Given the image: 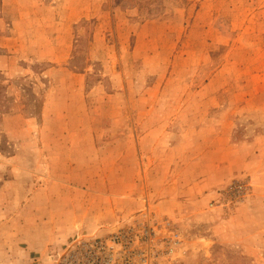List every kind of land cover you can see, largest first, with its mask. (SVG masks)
<instances>
[{
	"label": "rangeland",
	"instance_id": "obj_1",
	"mask_svg": "<svg viewBox=\"0 0 264 264\" xmlns=\"http://www.w3.org/2000/svg\"><path fill=\"white\" fill-rule=\"evenodd\" d=\"M0 264H264V0H0Z\"/></svg>",
	"mask_w": 264,
	"mask_h": 264
},
{
	"label": "crops",
	"instance_id": "obj_2",
	"mask_svg": "<svg viewBox=\"0 0 264 264\" xmlns=\"http://www.w3.org/2000/svg\"><path fill=\"white\" fill-rule=\"evenodd\" d=\"M84 232V229L80 226L79 228H76L75 226H73V224L71 225V228L69 229V233L67 234L66 232L65 233H62V235L60 236V239H65L67 238V240L70 238V237H75V235H79L80 232Z\"/></svg>",
	"mask_w": 264,
	"mask_h": 264
}]
</instances>
